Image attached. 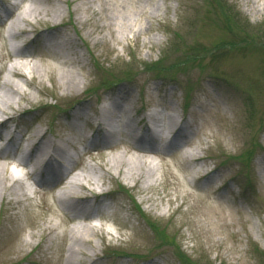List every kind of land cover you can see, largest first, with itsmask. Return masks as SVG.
Segmentation results:
<instances>
[{
	"label": "rangeland",
	"instance_id": "rangeland-1",
	"mask_svg": "<svg viewBox=\"0 0 264 264\" xmlns=\"http://www.w3.org/2000/svg\"><path fill=\"white\" fill-rule=\"evenodd\" d=\"M51 6L63 14L53 36L29 43L48 30L31 15L29 22L13 15L0 30V99L9 103L0 102V118L28 111L21 121L31 143L56 129L69 144L62 110L78 106L94 120L101 102L116 97L109 109L126 113L122 130L137 129L152 109L185 120L190 135L168 157L139 151L129 139L91 151L76 170L87 176L82 192H115L104 219L69 221L54 198L65 183L26 198V166L4 160L20 184L0 186V264H264V0H90L85 13L64 1L24 0L17 11ZM84 15L78 36L71 23ZM4 38L24 56L8 58ZM6 62L25 76L8 72ZM33 66L39 71L31 73ZM60 72L81 88L67 93ZM119 80L128 81L120 92ZM115 154L125 165L134 156L154 164L151 184L124 181L107 165ZM91 225L89 242L70 241L71 229L84 234ZM69 246L80 249L71 262Z\"/></svg>",
	"mask_w": 264,
	"mask_h": 264
},
{
	"label": "bare ground",
	"instance_id": "bare-ground-1",
	"mask_svg": "<svg viewBox=\"0 0 264 264\" xmlns=\"http://www.w3.org/2000/svg\"><path fill=\"white\" fill-rule=\"evenodd\" d=\"M24 0L21 1V3ZM46 3L50 4L51 2L54 3H58V2H62L64 1L65 3H73L75 4V6H77L83 13H85L89 7H90V0H45ZM39 2V1H38ZM20 3V4H21ZM57 5V4H56ZM19 6H16L15 8H13L12 10V14L15 15L16 20L18 21H26L29 22V15H31L30 18L34 19V23H43L46 25V27L48 28V30L46 29L45 31V36H53L51 35L52 33L57 32V25H58V21L57 20H61V18L63 17V14H61V12H59V10L57 8H52L51 7H36L31 9L28 13H23V12H19L17 11L19 9ZM114 11L117 12L116 8L113 7L111 8ZM16 13V14H15ZM42 16H48L49 19L47 21H44V19L42 18ZM85 16V15H84ZM82 18V19H81ZM81 20H79L78 18H76L74 20L73 23H71V25L73 26V28L75 30L78 31V36H81L80 34V28H82L83 23L86 21V16L85 17H80ZM52 22V23H49ZM54 29L53 31H50L51 29ZM21 32L25 33L24 31L21 30ZM6 45L9 48V45L7 44V40H6ZM15 49L20 50V46H16ZM14 53V52H13ZM14 57H20V56H24V54L20 55L18 53H14L13 54ZM17 69V73L19 75H22L23 77L25 75H23L22 72V66L20 65H16V66H12V69ZM31 69V68H30ZM43 70V69H42ZM21 71V72H20ZM33 71H39V69H35V66H33V68L31 69V73ZM16 72V71H13ZM38 73V72H35ZM34 73V74H35ZM59 75V81L61 83V85H63V89L67 92L70 93L74 90V92H77L80 88V82L76 80V78L74 77V75L72 73H64V72H60L58 73ZM40 74H37L36 77H39ZM5 84H8L7 80L5 81ZM10 89L17 93V89L13 86V84H10ZM21 95V94H20ZM0 102L3 106L8 107L9 103L8 101H3L2 99H0ZM110 105L108 104H103L100 106L99 108V113H102L101 117L97 118L100 122H104L103 125H105L107 127V134H106V139L107 140H113L115 139L120 132H122V129L119 127V123L121 121H123V119L127 118L126 113H116L113 109H109L111 108V106L113 108H116V100L113 99L112 101L109 102ZM81 107L75 108L74 111H77L76 109H80ZM79 111V110H78ZM102 111V112H101ZM156 111L151 110L147 115V123L150 124H160L161 118H159L156 114ZM123 117V118H122ZM176 117L174 116H170V118L167 119V123L165 125H163V129L164 131L162 132V134H160V143L164 140V137H167V135H172L175 134L176 132L179 131L178 128V121L177 119H175ZM108 121V123H107ZM177 121V122H176ZM41 132H38L37 134L40 135L39 137H41L42 134H40ZM136 131H134L133 133H129L130 135H136L135 134ZM177 134H180L179 132ZM183 137V136H182ZM135 142V141H134ZM158 145V144H157ZM107 146V145H105ZM63 149L64 154L66 155V150L64 148V146H61ZM134 147L137 148L139 151L142 152H157V148H153L151 147L149 150H143L141 147H137V145L134 143ZM43 152V150H41ZM183 153V152H182ZM10 154V153H9ZM184 155V158L189 159L190 157L188 155ZM5 154L2 153L1 157H4ZM20 162H17L19 165L23 163L24 161V156H18ZM122 156H120V154H115L113 155L110 159H108L107 165L110 169H114L119 175H123V180L124 181H138L139 179L144 178L147 184L143 183V188L146 189L147 186H149L152 182V177L154 176L155 170H156V166L154 164H152L150 161L148 160H144L141 158V156H134L129 162L130 163H126L122 162L123 159H121ZM22 162V163H21ZM35 168H37L38 166L40 167L41 165V160H37L36 163H34ZM75 166V165H74ZM7 168L3 165L0 164V186L5 183L6 181H18V183L20 184V180L19 178L13 176V174H11L10 172H7ZM83 172V170H82ZM121 173V174H120ZM31 174V172H30ZM64 179H62L61 181L63 182ZM84 180H87V176L86 174L84 175V173H74L71 176L70 180L66 181V185L64 188H62V192L61 190L56 194V197L58 198V202L60 203L61 206H63L66 210L71 212V217L70 219L72 221H75L76 219H82V218H90L91 216L87 215V216H82L81 212H86L88 211V207L85 201H87L89 199L87 193L89 192V190H86L87 193L82 192V188H83V182ZM93 184V183H92ZM20 189V188H19ZM85 189V188H84ZM62 195V197H61ZM74 198H77L78 200L80 199L81 201L79 203L77 202H73L72 200ZM89 206V205H88ZM95 226L91 225L88 228H85L84 230V234H80L78 231H75V229H71L69 231V235H70V241L71 242H75V243H83V242H89L88 239V235L87 233H89V231L94 232L93 228ZM87 235V236H86ZM80 249H74L73 247L69 246L68 247V252H71L69 254V260L70 262L72 261V259H75L74 254L78 253ZM85 252H81L82 255L84 256H88L87 253ZM77 260V258H76Z\"/></svg>",
	"mask_w": 264,
	"mask_h": 264
},
{
	"label": "trees",
	"instance_id": "trees-1",
	"mask_svg": "<svg viewBox=\"0 0 264 264\" xmlns=\"http://www.w3.org/2000/svg\"><path fill=\"white\" fill-rule=\"evenodd\" d=\"M187 263V262H186ZM187 264H191V260L190 261H188V263Z\"/></svg>",
	"mask_w": 264,
	"mask_h": 264
}]
</instances>
